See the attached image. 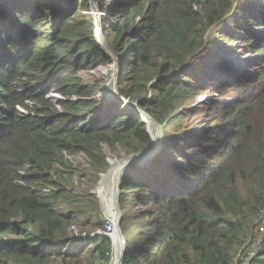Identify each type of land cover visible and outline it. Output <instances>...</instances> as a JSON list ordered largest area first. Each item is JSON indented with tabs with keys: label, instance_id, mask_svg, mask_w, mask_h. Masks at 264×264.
Returning a JSON list of instances; mask_svg holds the SVG:
<instances>
[{
	"label": "trees",
	"instance_id": "obj_1",
	"mask_svg": "<svg viewBox=\"0 0 264 264\" xmlns=\"http://www.w3.org/2000/svg\"><path fill=\"white\" fill-rule=\"evenodd\" d=\"M72 1L75 9L67 13L60 0H0V264H111L110 237L88 235L90 247L82 242L86 226L105 230V222L94 194L71 190L74 172L66 155L87 157L94 189L109 168L103 145L138 153L152 142L139 113L96 99L100 89L81 78L114 58L99 43L93 18L83 14L93 0ZM252 1L100 0L108 44L122 61L121 97L166 125L165 154L184 164L182 179L161 173L160 189L137 168L124 177L123 264H236L258 229L264 214V42L253 47L263 58L258 78L233 74L218 84L221 98L230 90L235 96L212 103L213 121L188 128V111H178L184 99L207 91L195 61L214 50L216 39L230 37L215 31L208 42L212 28L236 16L264 28V8ZM53 90L63 97L62 111L48 99ZM184 177L192 178L191 187L182 186ZM262 246L250 264H264V239Z\"/></svg>",
	"mask_w": 264,
	"mask_h": 264
},
{
	"label": "rangeland",
	"instance_id": "obj_2",
	"mask_svg": "<svg viewBox=\"0 0 264 264\" xmlns=\"http://www.w3.org/2000/svg\"><path fill=\"white\" fill-rule=\"evenodd\" d=\"M108 1L111 2V0ZM60 2L62 4L61 9L63 11H66L67 13H72V11L75 9L72 0H60ZM252 2L254 3L256 9L259 10L261 7L264 8V0H253ZM100 3V0H93L91 9L89 11H83V14L93 18L94 24L96 26L95 31L97 34V38L106 46V52L109 56L114 58V63L110 66H100L93 70H84L82 73H80V76L85 82V84L97 86V88L100 89V92L95 95L96 99H108L111 103L117 102L118 104H120L121 109L127 112L128 109H134L129 106L122 105V102L120 100L121 94L118 88L119 81L123 82V80H125L120 77V66L122 64V61L119 57L115 56L114 52L110 48V45L108 44L105 31L103 30L105 25L104 23L106 20L104 21V16H102V10H100ZM236 18H238V16H236L235 19L233 17L229 18L223 26L212 28L209 31L206 38L208 42L212 40L215 31H221V33L223 32L222 36L225 37L227 35H230V37L228 39H222L227 41H218L216 39L215 45H210L212 46L210 48H212V50L214 48V50L211 53H208L205 57L200 59L198 58L199 60L195 61L196 63H194L193 65L194 70H196L197 72L196 78H198V80H200L204 84L205 88H207V91H204L203 93H195L192 96H189V98L184 99V104L178 109L179 113L181 114L185 111H188L189 117L184 122V125H187L186 127L188 128H195L196 125H203V123H205V120L213 121L215 119V105H212V103L233 101V98L235 96V90H230L224 98H221L219 96V93L217 92V87L219 86V83L230 80L233 74L238 75V77L241 79L248 78L249 80L254 81L256 78H258L257 76H259V74L261 73V70L259 68V60H262L264 57L260 58L259 55H256L253 51V47L255 44L261 45L264 42V28L256 29L257 27L254 26L249 27L247 23H240ZM252 38H256V42L253 41ZM124 82L126 84L128 81ZM152 86H156L155 83ZM57 94L58 91L53 90L52 92H50L48 99L50 97V101L56 106L57 110L62 111V108L59 104L61 100L55 98ZM110 102L107 104L108 106L111 104ZM139 115L141 117L147 118V115L142 112L139 113ZM165 127L166 125L160 124L155 118L148 119V123H146V130L151 138V141L153 142V132L156 131L158 137L157 148L153 153H150L149 155L144 154L147 152L149 147L142 150L141 152L132 153V151L125 149L120 144H115L113 147L107 144L103 145V151L107 156L109 168L106 173L100 175L98 184L94 189H91L90 187L91 174L93 173V168L91 167V163L87 159V157L82 153L66 155V159L73 166L71 172H74L73 186H71V190H73L76 194H83L89 192L94 194L99 200L100 209L103 215V220L105 222V230H99L94 225L86 226L85 234L82 236L83 244L88 245V247H90L88 235L92 237L97 235H105L110 237L111 240L113 239V223L116 219H118V216H121L122 218L124 216V211L122 209L121 204V195L123 194L122 182L124 177L130 174L133 168H137L139 174L142 175L144 178L146 176L147 178L145 179L150 180V182L155 181V184H152V187H155L154 185H156V189H160L163 185V183L158 184V182L160 181L158 178L161 173H165V175H161V178L163 176H166V178L172 176L180 179L183 178V173L181 172V169L184 167V164L180 163L181 159L176 158V156L174 155L167 156V154H165ZM131 144L135 145V141H132ZM140 154L144 155L136 161L133 160L132 162L125 163L127 164V166H131L132 164L135 165H132L129 170L124 169L121 172V174L125 173V175L122 179H120L121 175L119 176V184L117 183L116 186H114L113 184L114 187L111 186L112 183L109 184V186L111 187L108 188V195H110L112 198H115L116 206L115 209H111V207L110 210H108L107 207L104 205V196L101 191V185L104 182V179L110 172V169L112 168L115 162H122L126 159H134L135 156H138ZM154 166H156L155 169ZM186 178L182 181V186L191 187V183L193 182L192 178ZM128 207V210H133V205H129ZM114 210L117 214H114ZM116 216L117 218L115 219ZM257 225L259 226L255 227V229H258L252 234H250V239L248 240L246 245L241 249L236 264H247L249 263L248 258L251 255H258L260 252H262V241L264 239V214L261 221H259ZM74 236L76 238H79V233L77 230L75 231ZM112 241L114 242V239ZM81 247L82 244L79 246V248ZM245 257L247 258L246 260L244 259ZM240 259H242V263L239 261ZM84 260L85 263L88 261L87 256L84 257ZM114 260L115 242L114 254H112L111 264H114Z\"/></svg>",
	"mask_w": 264,
	"mask_h": 264
},
{
	"label": "bare ground",
	"instance_id": "obj_3",
	"mask_svg": "<svg viewBox=\"0 0 264 264\" xmlns=\"http://www.w3.org/2000/svg\"><path fill=\"white\" fill-rule=\"evenodd\" d=\"M152 135H153V142L149 146L147 152L144 153L145 155H149L150 153H153L157 148V144H158L157 132L156 131L153 132ZM144 154H140L138 156H135L134 159H126L125 161H122V162L117 161L114 163V165L110 169V172L108 173V175L104 179V182L101 185V191H102V194L104 196V199H103L104 205L107 207L108 210H110L111 207H112L111 209H115V206H116L115 205V198L114 197L112 198L110 195H108V190H109L108 188L113 186V184H114V186H116V184L118 183V180H119V176L121 175V172L127 166V164H125V163L132 162L133 160L136 161L139 158H141ZM110 183H112L111 186H109ZM114 214H117V213H115V210H114ZM111 218H112V216H111ZM116 218H117V216L115 217V219ZM117 221H118V219H116L115 222L113 223V230H112V238L114 239V242H115L114 264L120 263L121 255H122V253H121L122 243H123V240H122V238L119 234L118 228H117Z\"/></svg>",
	"mask_w": 264,
	"mask_h": 264
},
{
	"label": "water",
	"instance_id": "obj_4",
	"mask_svg": "<svg viewBox=\"0 0 264 264\" xmlns=\"http://www.w3.org/2000/svg\"><path fill=\"white\" fill-rule=\"evenodd\" d=\"M99 43L101 45H103L104 47H106L101 41H99ZM120 68H121V66H120ZM120 100L122 102V105L129 106V107L133 108L134 110L136 109L135 111H137L138 113H141L142 112V113L146 114L144 111H142L140 109L139 103H132L128 99L123 98V97H121ZM146 115H147V118L146 117H143V118H144V122L145 123H148V119H150L151 117L148 114H146ZM147 147H149V145ZM132 165H135V164H132ZM131 166H127L125 169L126 170H129ZM124 175H125V173H122L121 176H120V179H122L124 177ZM121 220H122V217L121 216H118L117 228H118L119 234H120V236H121V238L123 240V251H122L121 260H120V263L119 264H123L124 263V259L126 258V255H127V252H128V250H127V242H126V240L124 238V235H123L122 230H121V227H120ZM113 254H114V242H113ZM113 259H114V256H113Z\"/></svg>",
	"mask_w": 264,
	"mask_h": 264
},
{
	"label": "built area",
	"instance_id": "obj_5",
	"mask_svg": "<svg viewBox=\"0 0 264 264\" xmlns=\"http://www.w3.org/2000/svg\"><path fill=\"white\" fill-rule=\"evenodd\" d=\"M103 16V15H102ZM56 99H59V100H63V97H62V95L58 92V94L56 95V97H55ZM49 99L51 100V98L49 97ZM75 101H76V99H74ZM19 111L22 113V114H25V115H28L29 114V112L28 111H26L24 108H19ZM255 256V255H254ZM254 256H250L249 258H248V261H249V263H247V264H250V261H251V259L254 257Z\"/></svg>",
	"mask_w": 264,
	"mask_h": 264
},
{
	"label": "clouds",
	"instance_id": "obj_6",
	"mask_svg": "<svg viewBox=\"0 0 264 264\" xmlns=\"http://www.w3.org/2000/svg\"><path fill=\"white\" fill-rule=\"evenodd\" d=\"M102 15H104V14L102 13Z\"/></svg>",
	"mask_w": 264,
	"mask_h": 264
}]
</instances>
